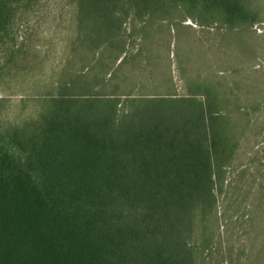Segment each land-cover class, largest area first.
Returning <instances> with one entry per match:
<instances>
[{"label":"trees","instance_id":"obj_1","mask_svg":"<svg viewBox=\"0 0 264 264\" xmlns=\"http://www.w3.org/2000/svg\"><path fill=\"white\" fill-rule=\"evenodd\" d=\"M29 2L0 0V35L15 4ZM252 2L68 0L73 35L54 95L33 120L0 124V264H209L215 177L237 147L233 124L215 111L223 106L207 88L194 100L203 90L192 87L121 111L100 87L111 67L153 72L138 20L234 27L256 19Z\"/></svg>","mask_w":264,"mask_h":264},{"label":"rangeland","instance_id":"obj_2","mask_svg":"<svg viewBox=\"0 0 264 264\" xmlns=\"http://www.w3.org/2000/svg\"><path fill=\"white\" fill-rule=\"evenodd\" d=\"M252 1L256 19L234 27L192 18L138 20L137 31L147 27L153 72L111 67L106 87H100L121 111L133 98L178 100L191 96L192 87L210 89L209 99L223 106L215 111L233 124L237 147L232 162L215 177L213 240L204 252L209 264H264V0ZM67 2L15 4L9 29L0 35L3 127L33 120L54 95L65 40L73 35ZM126 24L129 34L132 25ZM139 42L128 37L127 48ZM197 93L194 100L207 99L204 90Z\"/></svg>","mask_w":264,"mask_h":264}]
</instances>
